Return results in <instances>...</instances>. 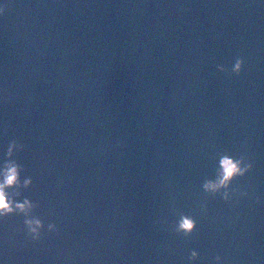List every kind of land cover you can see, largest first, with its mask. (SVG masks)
Wrapping results in <instances>:
<instances>
[{"label":"water","instance_id":"water-1","mask_svg":"<svg viewBox=\"0 0 264 264\" xmlns=\"http://www.w3.org/2000/svg\"><path fill=\"white\" fill-rule=\"evenodd\" d=\"M0 7V166L25 145L45 225L0 218V264H264V0ZM225 152L253 164L229 201L202 188Z\"/></svg>","mask_w":264,"mask_h":264},{"label":"clouds","instance_id":"clouds-1","mask_svg":"<svg viewBox=\"0 0 264 264\" xmlns=\"http://www.w3.org/2000/svg\"><path fill=\"white\" fill-rule=\"evenodd\" d=\"M4 12V8L0 7V13ZM244 60L238 57L231 69L233 73L239 74L242 71ZM220 71H227L224 65H217ZM25 145L17 139L9 142L6 151V159L0 166V218L8 217L12 214L23 215L24 225L27 235L33 240L38 241L41 238V230L44 228V221L33 214V210L37 208L38 202H34L28 197L22 200L17 199L22 196L21 189H26L32 184L31 177H25L21 181V172L23 165L14 159L17 151H22ZM253 167L252 162L244 155L236 158L227 152L221 153L216 167L214 178H206L202 184L205 192L215 196L221 194L225 201L231 199L232 193L237 191L231 189L230 185L236 177L245 176ZM247 195V192L240 193ZM178 220L175 222L173 231L189 237L197 226V221L191 215L179 213ZM49 232L56 231L55 222L48 223ZM199 258V253L193 249L188 256L189 261H195ZM215 261L220 264L222 257L215 256Z\"/></svg>","mask_w":264,"mask_h":264}]
</instances>
